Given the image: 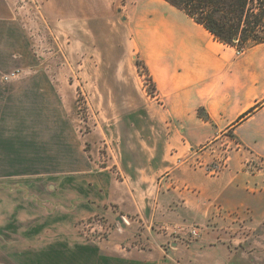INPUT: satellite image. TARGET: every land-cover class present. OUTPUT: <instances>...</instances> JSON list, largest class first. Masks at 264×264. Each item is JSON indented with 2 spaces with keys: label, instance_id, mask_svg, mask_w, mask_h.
I'll return each mask as SVG.
<instances>
[{
  "label": "crops",
  "instance_id": "0c3cea01",
  "mask_svg": "<svg viewBox=\"0 0 264 264\" xmlns=\"http://www.w3.org/2000/svg\"><path fill=\"white\" fill-rule=\"evenodd\" d=\"M123 6L134 51L154 81L151 99L169 128L146 133L151 140L141 165L115 174L94 169V160L86 172L63 169V180L37 211L5 212L0 201V264L5 225L14 234L20 224L26 242L13 248L44 264H264V168L248 163L254 156L264 161V43L238 52L165 0H124ZM22 27L13 3L0 0V75L5 64L29 54ZM223 142L232 146L226 167L210 175L206 167ZM235 213L249 228L242 241L225 231L236 229ZM99 215L119 224L123 215L128 223L106 239H88L79 223ZM135 242L144 248H128Z\"/></svg>",
  "mask_w": 264,
  "mask_h": 264
},
{
  "label": "rangeland",
  "instance_id": "374dc122",
  "mask_svg": "<svg viewBox=\"0 0 264 264\" xmlns=\"http://www.w3.org/2000/svg\"><path fill=\"white\" fill-rule=\"evenodd\" d=\"M10 1L30 50L0 75V201L5 212H33L50 201L66 169L86 172L94 160V169L115 174L143 164V147L151 140L146 133L154 137L170 124L151 99L148 73L140 68L139 74L135 65L139 56L124 0L111 7L97 0ZM13 68L18 70L6 73ZM107 222L105 215L95 216L79 223V231L99 241L112 228L121 230L118 221ZM22 226L13 234L5 225L4 264H44L13 248L26 242L18 233ZM134 246L144 248L139 242L128 248Z\"/></svg>",
  "mask_w": 264,
  "mask_h": 264
},
{
  "label": "trees",
  "instance_id": "16d2710c",
  "mask_svg": "<svg viewBox=\"0 0 264 264\" xmlns=\"http://www.w3.org/2000/svg\"><path fill=\"white\" fill-rule=\"evenodd\" d=\"M202 25L215 40L233 46L238 52L264 43V0H165ZM135 65L148 73L145 63L135 59ZM254 108L243 113L246 118ZM200 113V111H199ZM203 117H206L205 115Z\"/></svg>",
  "mask_w": 264,
  "mask_h": 264
},
{
  "label": "built area",
  "instance_id": "2783aa9c",
  "mask_svg": "<svg viewBox=\"0 0 264 264\" xmlns=\"http://www.w3.org/2000/svg\"><path fill=\"white\" fill-rule=\"evenodd\" d=\"M233 143V142H232ZM235 145H237V143H233ZM232 146L230 145V143H225L223 142L221 148L219 149V151L217 152V155L215 157V160L207 167L206 170L210 175H217L222 169H224L226 167V161L227 158L229 156L230 150H231ZM248 163H252V165L257 166L259 169H263L264 168V161L262 158L258 157V156H254L251 159H249ZM197 165H202L200 161H198L196 163ZM217 211L220 214L221 213V209L219 207H217ZM121 223L123 224H127L128 223V218L121 215ZM235 223L237 224L236 229L233 231L231 226H227L225 231L229 234V236H231L233 233L240 235V239L241 241L244 240L246 238V236L249 233V228L246 226V222L243 219H240V217H238V214L235 213ZM120 223V224H121ZM85 224V223H81ZM118 222V229H121V225ZM161 227H157L158 231H161ZM190 235L192 237H197L198 235V230L196 228H193L190 232Z\"/></svg>",
  "mask_w": 264,
  "mask_h": 264
}]
</instances>
